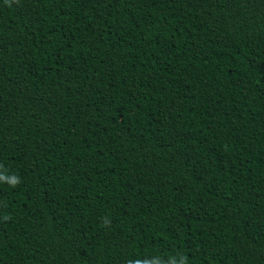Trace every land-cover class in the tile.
<instances>
[{
	"label": "trees",
	"instance_id": "16d2710c",
	"mask_svg": "<svg viewBox=\"0 0 264 264\" xmlns=\"http://www.w3.org/2000/svg\"><path fill=\"white\" fill-rule=\"evenodd\" d=\"M0 173V264H264V0H0Z\"/></svg>",
	"mask_w": 264,
	"mask_h": 264
},
{
	"label": "clouds",
	"instance_id": "9594fccd",
	"mask_svg": "<svg viewBox=\"0 0 264 264\" xmlns=\"http://www.w3.org/2000/svg\"><path fill=\"white\" fill-rule=\"evenodd\" d=\"M0 181H6L10 186L15 187L19 183V178L16 175L8 176L4 173H0ZM9 218L10 217L8 216L4 217L5 220H8ZM104 223L107 225L110 224V221L107 218H105ZM169 261H172V264H175V258H169V260L164 261L158 257H154L151 259H143V260L141 259L129 260L127 261V264H168ZM180 264H187V258L182 256L180 258Z\"/></svg>",
	"mask_w": 264,
	"mask_h": 264
}]
</instances>
